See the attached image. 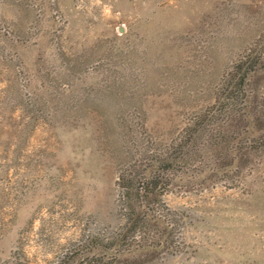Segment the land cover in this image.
Wrapping results in <instances>:
<instances>
[{"label":"rangeland","instance_id":"obj_1","mask_svg":"<svg viewBox=\"0 0 264 264\" xmlns=\"http://www.w3.org/2000/svg\"><path fill=\"white\" fill-rule=\"evenodd\" d=\"M0 264H264V0H0Z\"/></svg>","mask_w":264,"mask_h":264},{"label":"trees","instance_id":"obj_2","mask_svg":"<svg viewBox=\"0 0 264 264\" xmlns=\"http://www.w3.org/2000/svg\"><path fill=\"white\" fill-rule=\"evenodd\" d=\"M240 68H242V67H240ZM256 71H257V68L255 65H250L248 67H245V69L239 70L240 76H239V80H238L237 84H238L240 95L244 96L247 94L246 85H247L250 77L252 76V74ZM246 107L247 106L245 105V108ZM245 111L246 110L239 112V114L241 115L240 116L241 118H243L245 116ZM248 119H250V118L248 117ZM147 185H148V181L145 183L143 182V184L139 188H137L136 194L140 195V193L142 192L140 189H142V188H143V193L147 192V189H146Z\"/></svg>","mask_w":264,"mask_h":264}]
</instances>
